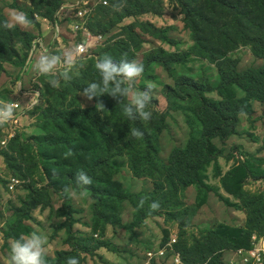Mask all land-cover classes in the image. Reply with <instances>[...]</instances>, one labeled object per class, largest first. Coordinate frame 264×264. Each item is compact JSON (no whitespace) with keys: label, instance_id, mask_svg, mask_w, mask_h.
Listing matches in <instances>:
<instances>
[{"label":"rangeland","instance_id":"rangeland-1","mask_svg":"<svg viewBox=\"0 0 264 264\" xmlns=\"http://www.w3.org/2000/svg\"><path fill=\"white\" fill-rule=\"evenodd\" d=\"M77 1L0 0V102L20 105L16 117L0 127V264H8L13 239L33 232L47 238L46 264H65L68 257H76L79 264H141L146 253L157 252L173 240L182 264H240L235 250L223 247L217 229H246L249 235L241 246L264 235V178L249 174L243 182L227 179L231 189L224 186L223 179L246 159L264 169V102H252L253 113L239 117L233 134L221 131L213 139L220 172L215 162L205 170L204 183L211 191L203 204L198 191L187 184L183 170L171 169L168 160L189 137L184 115L169 107V87L178 93L187 87L181 76L202 83L206 80L216 87L221 70L227 68L221 66L220 59L212 62L190 49L194 39L186 27V12L202 7L204 0H117L111 5L91 0L83 23L87 29L78 31L69 10ZM239 3L245 5L244 0ZM12 10L26 13L31 25L4 28ZM228 22L229 18L217 21ZM88 33L89 54L77 57L83 67L78 65L70 80L61 79L59 87H51L49 81L63 69L52 75L40 74L34 69L40 53L47 49L63 56ZM98 35H103L102 39L95 40L93 36ZM252 38L226 51L240 72L264 67V28H255ZM104 55L115 62L126 58L144 66L136 88L151 87L152 102L147 110L152 116L148 121L129 120L123 113L126 99L119 105L107 94L99 98L105 112H96L110 133L109 148L101 161L116 168L113 183L140 198L135 204H122L119 226L95 229L92 184L87 195L80 196L69 173L60 175L55 183L49 180L45 166L52 152L43 143L54 132L42 125L80 107H94L96 99L89 102L80 93L100 79L94 65ZM236 92L239 97L244 95L238 88ZM207 96L220 99L216 92ZM23 116L28 119L22 122ZM134 128L143 133L141 138L131 135ZM65 187H71L76 195L65 194ZM154 201L160 207L152 211ZM218 255L219 262L215 259ZM158 264L175 263L168 257Z\"/></svg>","mask_w":264,"mask_h":264},{"label":"trees","instance_id":"trees-1","mask_svg":"<svg viewBox=\"0 0 264 264\" xmlns=\"http://www.w3.org/2000/svg\"><path fill=\"white\" fill-rule=\"evenodd\" d=\"M239 1L204 0L202 7L186 12V27L191 30L194 39L191 51L212 62L220 59L221 66H227L221 70L218 85L212 87L206 80L202 83L194 78L181 76L182 83L186 82L187 87L178 93L171 86L167 92L172 103L170 109L180 110L189 130L185 146L176 147L171 152L169 167L183 170L187 184L193 186L201 196L198 197L201 198L200 204H203L211 191V187L204 183L205 170L211 162H215V169L220 172L213 139L221 131L233 134L241 112L250 116L254 111L252 102H264V67L240 72L235 62L226 54L229 48L253 41L252 33L255 28H264V0H244L245 5ZM235 2L238 4L235 5ZM221 18H229V22L217 23ZM151 56L152 53L148 54L143 64ZM26 67L25 59L24 68ZM236 88L242 90L244 95L239 97ZM211 92H216L220 99L208 97L207 94ZM177 98L180 99L179 105H176ZM42 126L45 129L51 127L54 132V136L43 143L52 152L45 166L51 183H55L62 174L69 173L75 177L78 171H85L94 181L89 189L91 198L96 202L95 229L119 226L122 204L125 201L135 204V200L140 197L122 191L118 183H113L116 168L109 162L101 161V156L109 148L110 133L108 125L99 117L95 107H80L76 111L46 120ZM249 174L264 178V169L246 159L226 174L224 186L230 188L226 183L227 179L243 182ZM145 215L150 217L153 213ZM127 229L131 230L132 226ZM216 234L225 249L236 251L249 249L251 246H241L242 239L249 235L246 229L221 226ZM215 259L219 262L221 256L218 255Z\"/></svg>","mask_w":264,"mask_h":264},{"label":"clouds","instance_id":"clouds-1","mask_svg":"<svg viewBox=\"0 0 264 264\" xmlns=\"http://www.w3.org/2000/svg\"><path fill=\"white\" fill-rule=\"evenodd\" d=\"M31 23L32 21L28 19L26 13L12 10L9 19L2 26L11 29L16 25L28 27ZM85 47L86 45L83 43L76 45L73 49L65 51L63 56L51 54L47 49H44L36 60L34 69L42 75H52L57 72L58 68H62L59 76L49 81L51 87H59L61 79L64 81L71 79L70 73L73 69L78 65L83 67V63L78 62L77 57L85 50ZM94 67L99 73L100 79L89 83L80 95L89 102L95 98L96 111L105 112V105L99 98L107 94L119 105L125 99L128 101L123 108L127 119L143 121L151 119L152 113L147 109L152 102V89L148 87L141 91L136 88V82L144 71V66L141 63L135 60L129 61L126 58L115 62L111 56L104 55L97 58ZM16 107L15 103L0 102V127L9 124L16 117ZM130 132L136 138L143 136L138 128L131 129ZM70 154L68 153V155ZM92 182V178L83 170L78 171L74 177L75 186L80 189V196L87 195V188ZM63 191L69 196L76 195L71 187H65ZM140 203L142 206L144 201L141 200ZM159 207V202L155 201L150 205L152 211L158 210ZM46 245L47 238L36 232L27 236L21 235L18 239H13L10 242L8 264H46ZM65 264H79V260L76 257H68Z\"/></svg>","mask_w":264,"mask_h":264},{"label":"built area","instance_id":"built-area-1","mask_svg":"<svg viewBox=\"0 0 264 264\" xmlns=\"http://www.w3.org/2000/svg\"><path fill=\"white\" fill-rule=\"evenodd\" d=\"M91 0H78L73 5L69 7L70 12L73 14V21H74V29L81 30L87 29V27L83 26L85 22L84 19L86 18L87 13L90 11V8L87 7ZM102 4H112L116 0H99ZM71 17L68 16L67 18ZM88 37L83 38L78 42L79 44H85V50L81 52L82 55L89 54L90 50V34H87ZM103 35L93 36L95 40L102 39ZM20 105L17 104L16 108H19ZM251 246L249 249H238L234 252L235 257L239 260L240 264H264V235L262 236H254L251 240ZM177 245V241L173 240L167 243L164 248L159 249L157 252H148L145 254V259L142 261L141 264H158L160 260H166L168 257L173 258V262L175 264H182L180 254L175 252V248ZM166 255L168 257H166Z\"/></svg>","mask_w":264,"mask_h":264},{"label":"crops","instance_id":"crops-1","mask_svg":"<svg viewBox=\"0 0 264 264\" xmlns=\"http://www.w3.org/2000/svg\"><path fill=\"white\" fill-rule=\"evenodd\" d=\"M27 119H28V116H23L19 120L23 122L24 120H27Z\"/></svg>","mask_w":264,"mask_h":264}]
</instances>
